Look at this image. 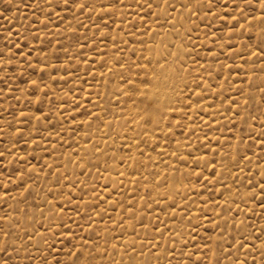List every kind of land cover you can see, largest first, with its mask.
Wrapping results in <instances>:
<instances>
[{"label":"rangeland","instance_id":"rangeland-1","mask_svg":"<svg viewBox=\"0 0 264 264\" xmlns=\"http://www.w3.org/2000/svg\"><path fill=\"white\" fill-rule=\"evenodd\" d=\"M261 51L264 0H0V260L264 264Z\"/></svg>","mask_w":264,"mask_h":264},{"label":"snow or ice","instance_id":"snow-or-ice-1","mask_svg":"<svg viewBox=\"0 0 264 264\" xmlns=\"http://www.w3.org/2000/svg\"><path fill=\"white\" fill-rule=\"evenodd\" d=\"M65 3H67V0H65ZM81 7H84V5H81ZM260 54L261 55H264V51H261ZM261 102L264 103V97H262ZM260 188H261V195L264 196V184L260 185ZM63 211H64V209H63V207H61L59 209V212H63ZM77 215H79V213H77ZM41 227L42 228H46L45 225H41ZM46 230L47 231H51V229H47V228H46ZM5 235H7V233H5ZM39 235L41 236V238H43V233H40ZM61 235H65V233L61 232ZM67 235L70 238V242H71L72 239H75V237L72 236L71 231H69L67 233ZM29 239H31V237H29ZM45 242H47L46 239H45ZM261 243L264 244V240H262ZM73 247L76 248L77 246L76 245H73ZM77 250L79 251V249H77ZM0 251H6V249H0ZM69 254L70 255H76L75 252H70ZM196 255L197 256L200 255V250L199 249H197ZM261 255H262V257H264V249L261 250ZM80 256H83V252L80 253ZM189 258L191 259V256ZM204 259L207 260L208 257L205 256ZM79 260H80V257H77V260L76 261H73V264H78ZM0 264H8V261L7 260H0ZM55 264H62V262L60 260H55ZM84 264H87V262L85 261ZM193 264H196V261H193ZM217 264H221V262L220 261H217Z\"/></svg>","mask_w":264,"mask_h":264},{"label":"bare ground","instance_id":"bare-ground-1","mask_svg":"<svg viewBox=\"0 0 264 264\" xmlns=\"http://www.w3.org/2000/svg\"><path fill=\"white\" fill-rule=\"evenodd\" d=\"M42 1V0H41ZM179 2V1H178ZM168 4H169V2H168ZM161 53V52H160ZM261 53V52H260ZM152 60H153V58H152ZM148 64V63H147ZM107 66H109V65H107ZM150 66V65H149ZM152 66V65H151ZM141 68V67H140ZM151 68V67H150ZM183 69V68H182ZM126 70V69H125ZM123 73V72H122ZM160 76V75H159ZM171 76V75H170ZM148 78H149V74H148ZM147 78V79H148ZM170 78V77H169ZM182 78V77H181ZM207 78V77H206ZM139 79V78H138ZM146 79V80H147ZM153 81H155L156 83H158V84H156V86H157V90H161L162 88H163V85L161 86V78H157V76H153ZM140 80H141V76H140ZM145 82V81H144ZM147 82V81H146ZM149 82V81H148ZM178 82V81H177ZM180 82H181V80H180ZM145 84V83H144ZM155 88V87H154ZM152 91H154L155 89H151ZM144 91V90H143ZM145 92V91H144ZM118 93V92H117ZM167 92L166 91H162V94L163 95H165ZM124 100V99H123ZM101 101V100H100ZM118 101V100H117ZM120 101V100H119ZM122 101V100H121ZM206 101V100H205ZM210 104V103H209ZM129 105V107L131 106V103L130 104H128ZM128 105H127V107H128ZM192 105V104H191ZM190 108V107H189ZM131 109H133V108H131ZM100 111H101V109H100ZM191 111V110H190ZM189 111V112H190ZM127 112H129V111H127ZM131 120V119H130ZM186 122H188L187 120H186ZM120 123V122H119ZM115 125V124H114ZM133 126V125H132ZM159 126H161L162 127V125H159ZM160 127V128H161ZM150 129V128H149ZM137 132V131H136ZM150 132V131H149ZM153 133V132H152ZM155 131H154V135H155ZM132 134H133V132H132ZM134 135V134H133ZM152 135V134H151ZM153 137H155V136H153ZM113 138V137H112ZM129 139V138H128ZM137 140H139V139H137ZM152 140V139H151ZM114 141V140H113ZM120 142V141H119ZM156 142H157V140H156ZM159 142V141H158ZM132 143V142H131ZM151 143V142H150ZM133 144V143H132ZM131 144V145H132ZM139 144H141V143H139ZM146 145V144H145ZM140 146V145H139ZM150 146V145H149ZM174 147V146H173ZM151 148V147H150ZM146 149H148V148H146ZM138 150V149H137ZM175 150V149H174ZM146 151V150H145ZM138 152V151H137ZM129 153H132V152H129ZM126 155H128L127 153H126ZM125 155V156H126ZM173 157V156H172ZM132 159V158H131ZM172 160V159H171ZM123 165V164H122ZM112 171V170H111ZM133 171V170H132ZM132 173V172H131ZM139 173V171L137 172V174ZM129 175V174H128ZM115 179V177H113V180ZM115 182H116V180H115ZM128 182V181H127ZM32 189V188H31ZM111 189V188H110ZM162 189V188H161ZM104 193V192H103ZM45 194V193H44ZM111 197V196H110ZM113 197V196H112ZM49 206V205H48ZM25 214V213H24ZM33 214V213H32ZM107 214V213H106ZM40 217V216H39ZM29 218V217H28ZM4 219V218H3ZM25 221V220H24ZM261 235V234H260ZM34 240V239H33ZM30 241V240H29ZM32 244V243H31ZM24 245V244H23ZM27 246V245H26ZM148 255V254H147Z\"/></svg>","mask_w":264,"mask_h":264}]
</instances>
